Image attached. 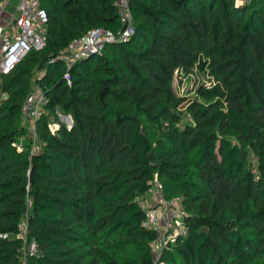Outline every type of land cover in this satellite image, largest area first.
Instances as JSON below:
<instances>
[{"label": "trees", "instance_id": "trees-1", "mask_svg": "<svg viewBox=\"0 0 264 264\" xmlns=\"http://www.w3.org/2000/svg\"><path fill=\"white\" fill-rule=\"evenodd\" d=\"M41 7L46 47L0 75V264H156L140 205L156 177L187 213L161 261L264 264V0H130L136 35L71 68L73 41L122 30L115 0ZM176 72L212 84L180 97Z\"/></svg>", "mask_w": 264, "mask_h": 264}, {"label": "built area", "instance_id": "built-area-1", "mask_svg": "<svg viewBox=\"0 0 264 264\" xmlns=\"http://www.w3.org/2000/svg\"><path fill=\"white\" fill-rule=\"evenodd\" d=\"M12 5L15 11L6 17L7 9ZM115 6L118 9L122 30L115 34L110 30L95 28L73 41L60 57L68 68L80 59L102 54L107 44L128 43L136 35L130 0H115ZM46 24L47 14L41 7V0L0 2V75H10L31 52L42 51L46 47L48 38ZM66 78L70 79L69 74ZM49 102L48 96L40 88H35L23 103L24 119L34 125L45 114ZM58 129V125L52 126L53 132ZM146 195L151 197L152 203L145 206L140 202L147 215L142 225L157 234V238L151 243L156 264H166L161 261L164 250L174 244L180 236L186 235L184 220L187 213L181 199H167L164 196L163 186L157 177ZM24 229L26 228L21 227L22 231ZM1 237L10 239L8 234ZM25 237V233L15 236L17 239ZM30 251L36 254L35 243L31 245ZM26 256L25 254L22 264H29Z\"/></svg>", "mask_w": 264, "mask_h": 264}, {"label": "rangeland", "instance_id": "rangeland-1", "mask_svg": "<svg viewBox=\"0 0 264 264\" xmlns=\"http://www.w3.org/2000/svg\"><path fill=\"white\" fill-rule=\"evenodd\" d=\"M238 5L242 6L243 3L240 1L238 2ZM211 84L212 81L208 76L200 74L198 72H194L191 75L176 72L173 83L176 93L180 97H187L188 99H192L195 97L197 89L199 87L203 85L211 86ZM65 117L66 116L59 114V121L69 127L70 121H67ZM29 128L32 132L34 131L31 123H29ZM33 150L37 151L38 147L36 146ZM140 202L147 206L148 204L152 203V199L151 197L146 195V197L140 199Z\"/></svg>", "mask_w": 264, "mask_h": 264}, {"label": "crops", "instance_id": "crops-1", "mask_svg": "<svg viewBox=\"0 0 264 264\" xmlns=\"http://www.w3.org/2000/svg\"><path fill=\"white\" fill-rule=\"evenodd\" d=\"M14 11H15L14 5H12L11 7H8L7 12H6V17H8L9 14H12Z\"/></svg>", "mask_w": 264, "mask_h": 264}, {"label": "water", "instance_id": "water-1", "mask_svg": "<svg viewBox=\"0 0 264 264\" xmlns=\"http://www.w3.org/2000/svg\"><path fill=\"white\" fill-rule=\"evenodd\" d=\"M65 118H66L67 121H70L69 126H72L73 120H72L71 116H66Z\"/></svg>", "mask_w": 264, "mask_h": 264}]
</instances>
